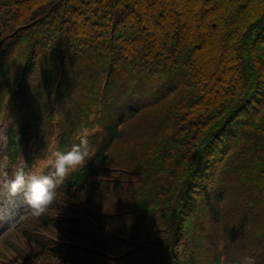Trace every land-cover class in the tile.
I'll list each match as a JSON object with an SVG mask.
<instances>
[{"label": "trees", "instance_id": "16d2710c", "mask_svg": "<svg viewBox=\"0 0 264 264\" xmlns=\"http://www.w3.org/2000/svg\"><path fill=\"white\" fill-rule=\"evenodd\" d=\"M2 124L88 157L0 264H264V0H0Z\"/></svg>", "mask_w": 264, "mask_h": 264}, {"label": "clouds", "instance_id": "9594fccd", "mask_svg": "<svg viewBox=\"0 0 264 264\" xmlns=\"http://www.w3.org/2000/svg\"><path fill=\"white\" fill-rule=\"evenodd\" d=\"M87 141L82 146H76L65 153H55L52 175L27 174L24 167L18 168L14 178L5 185L7 199L0 213L11 212V206L17 198H22L27 208L34 216H41L47 212L58 195V185H61L70 173L80 169L88 157Z\"/></svg>", "mask_w": 264, "mask_h": 264}, {"label": "rangeland", "instance_id": "374dc122", "mask_svg": "<svg viewBox=\"0 0 264 264\" xmlns=\"http://www.w3.org/2000/svg\"><path fill=\"white\" fill-rule=\"evenodd\" d=\"M5 133H6L5 127H4V124H2L1 125L2 144H3V140L5 138L4 137ZM1 149L3 150V147ZM52 165H53V163L50 162L48 165H46V167L49 169ZM7 180L8 179L3 178V184L4 185H6L8 183ZM1 193H2L1 195L3 197V200H2V204H0V207H4L3 202L6 201V199H7V193L5 191L4 186L2 188ZM27 210H29V209L25 205V202L23 201V199L17 198L11 206V212L10 213H8L7 211H5L4 213H0V230H7L8 231V230H11L13 228H15L17 230L20 226L22 227L23 224H26L27 222H29V220L32 218V216L30 217V216H27L26 214H23ZM23 217H24V220H23L22 224L19 225V219H21ZM16 225H18L17 228L15 227ZM14 232L18 234L17 231H14ZM2 238H3V236H1V239ZM210 263H211V260H208V259H201V258L199 259L198 256H197V258H194V264H210Z\"/></svg>", "mask_w": 264, "mask_h": 264}]
</instances>
